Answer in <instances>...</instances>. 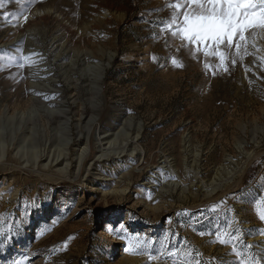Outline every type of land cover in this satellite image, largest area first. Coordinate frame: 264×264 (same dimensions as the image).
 <instances>
[{
  "label": "rangeland",
  "instance_id": "374dc122",
  "mask_svg": "<svg viewBox=\"0 0 264 264\" xmlns=\"http://www.w3.org/2000/svg\"><path fill=\"white\" fill-rule=\"evenodd\" d=\"M167 2L0 0V264H264V34Z\"/></svg>",
  "mask_w": 264,
  "mask_h": 264
},
{
  "label": "snow or ice",
  "instance_id": "6c2138e0",
  "mask_svg": "<svg viewBox=\"0 0 264 264\" xmlns=\"http://www.w3.org/2000/svg\"><path fill=\"white\" fill-rule=\"evenodd\" d=\"M166 6L172 11L161 31L178 36L185 47L217 56L225 71V61L233 48L235 54L239 55L243 48L247 55V45L251 42L255 46L250 38L264 34V0H168ZM172 62L182 66L175 58ZM259 216L264 220V200L260 202Z\"/></svg>",
  "mask_w": 264,
  "mask_h": 264
},
{
  "label": "bare ground",
  "instance_id": "6f19581e",
  "mask_svg": "<svg viewBox=\"0 0 264 264\" xmlns=\"http://www.w3.org/2000/svg\"><path fill=\"white\" fill-rule=\"evenodd\" d=\"M110 225V223L108 224V226Z\"/></svg>",
  "mask_w": 264,
  "mask_h": 264
}]
</instances>
